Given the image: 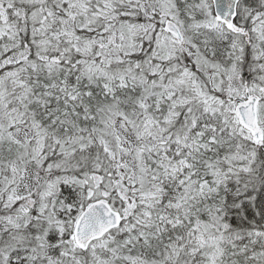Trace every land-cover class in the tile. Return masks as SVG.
<instances>
[{
    "label": "snow or ice",
    "instance_id": "1",
    "mask_svg": "<svg viewBox=\"0 0 264 264\" xmlns=\"http://www.w3.org/2000/svg\"><path fill=\"white\" fill-rule=\"evenodd\" d=\"M0 264H264V0H0Z\"/></svg>",
    "mask_w": 264,
    "mask_h": 264
}]
</instances>
